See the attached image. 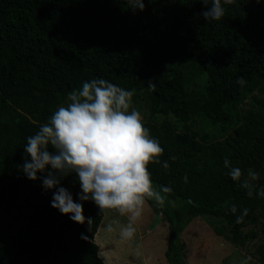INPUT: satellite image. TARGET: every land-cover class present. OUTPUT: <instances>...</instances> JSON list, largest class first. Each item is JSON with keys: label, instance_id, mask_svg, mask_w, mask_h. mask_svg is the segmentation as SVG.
<instances>
[{"label": "trees", "instance_id": "trees-1", "mask_svg": "<svg viewBox=\"0 0 264 264\" xmlns=\"http://www.w3.org/2000/svg\"><path fill=\"white\" fill-rule=\"evenodd\" d=\"M144 3L134 12L126 0H0V264H106L95 240L104 211L83 202L92 223L74 222L50 206L52 193L39 179L18 168L26 137L66 106L69 92L94 78L134 94L142 90L149 117L187 122L198 106L212 124L234 125L223 142L205 144L167 121H144L164 149L161 163L148 165L153 184L173 189V204L148 201L168 223L167 264H187L181 236L194 218L222 220L240 249L257 236L245 229L264 224V197H248L223 166L227 157L245 176L264 167V117L238 112L245 92L264 85V0L225 5L220 21L200 16L201 0ZM197 72L206 74L207 85L204 97L193 99L187 85ZM61 183L75 200V174ZM252 183L254 193L264 190L262 179ZM243 208L248 215L237 223ZM255 252L256 264H264V243Z\"/></svg>", "mask_w": 264, "mask_h": 264}, {"label": "clouds", "instance_id": "clouds-1", "mask_svg": "<svg viewBox=\"0 0 264 264\" xmlns=\"http://www.w3.org/2000/svg\"><path fill=\"white\" fill-rule=\"evenodd\" d=\"M235 2L201 0L206 10L200 16L205 21H220L225 16V5ZM126 4L134 12L145 9L144 0H126ZM237 83L243 85L245 81L239 78ZM133 96L134 91L104 78L84 81L80 88L68 93L66 106H60L33 135L26 137L23 164L18 165L25 178L39 179L42 190L51 191L50 206L68 214L74 222L91 225L92 219L84 215L86 201L93 202L101 212L115 210L126 217L127 222L119 229L123 241L135 237L146 201H154L160 207L174 203L168 199L171 186L157 188L153 184L148 165L160 164L164 149L144 126L140 111L133 107ZM223 166L232 181L247 189L248 197H264V190L253 191L252 182L260 179L257 171L248 169L245 176L227 157ZM162 167L168 169V162L163 161ZM72 174L80 189L75 200L61 183ZM184 179L187 182V177ZM188 203H192L191 199ZM229 211L235 215L236 204H231ZM248 211L239 210L236 222L241 223ZM106 231H114L112 223L106 225ZM82 238L87 239L83 234ZM135 254L142 255L139 246Z\"/></svg>", "mask_w": 264, "mask_h": 264}, {"label": "rangeland", "instance_id": "rangeland-1", "mask_svg": "<svg viewBox=\"0 0 264 264\" xmlns=\"http://www.w3.org/2000/svg\"><path fill=\"white\" fill-rule=\"evenodd\" d=\"M207 77L197 72L187 85L189 96L193 99L204 97ZM133 107L138 109L144 121L169 122L180 133L195 132L197 138L204 142L216 143L224 141L232 135L234 125H214L205 119L195 107L187 122H181L172 115L148 116V109L143 99L142 90L134 94ZM264 85L245 92L244 99L238 107L239 115H247L249 110L259 112L264 117ZM260 179L264 181V167ZM256 182V181H254ZM126 217L115 210H105L95 237L99 247V256L106 264H167L164 253L168 239V223L162 211L146 201L144 213L137 223V233L133 240L123 241L119 236L120 226L125 224ZM112 223L114 231H106V225ZM263 225H250L245 231L257 232V236L248 241L244 248L235 247L229 240V227L219 218L199 216L192 219L182 233L184 255L187 264H256L258 254L255 249L264 243ZM140 247L141 256H136V248Z\"/></svg>", "mask_w": 264, "mask_h": 264}]
</instances>
